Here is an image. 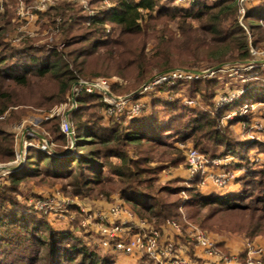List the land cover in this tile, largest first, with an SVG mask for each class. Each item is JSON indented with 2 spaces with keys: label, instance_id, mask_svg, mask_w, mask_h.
<instances>
[{
  "label": "trees",
  "instance_id": "16d2710c",
  "mask_svg": "<svg viewBox=\"0 0 264 264\" xmlns=\"http://www.w3.org/2000/svg\"><path fill=\"white\" fill-rule=\"evenodd\" d=\"M14 6L15 0H9L3 11H0V118H4V114L10 110L9 116L0 119V161L14 157L15 136L10 132L9 125L27 113L24 106L49 109L52 104L63 101L74 82L80 77L89 76L86 71L89 63L85 60L87 57H100L107 65L113 64L119 75L131 81L127 86V89H131L138 87L155 73L172 67L203 69L223 63L227 59L245 60L250 56L246 32L238 21L240 0H213L212 3L207 0H194L186 7L169 8H165L159 0H118L113 7L91 17L83 14V6L64 2L48 13L55 25L56 17L62 18L55 31L63 37L78 19L88 23V30L73 39L75 42L62 38L51 47L38 46L37 40L32 38L20 46L7 40V32L12 28ZM246 12L247 17L251 18L248 26L251 33H254L251 45L257 47L264 40V28L259 22L264 21V0L254 9L246 7ZM106 23L116 25L119 29L117 38H110L105 28ZM228 24L230 30L221 28ZM150 40L154 41V47L148 51ZM60 42H64L65 47L78 43L83 46L75 48L73 53L65 52L66 50L58 49ZM129 69L133 72L129 73ZM263 95L264 87L254 86L249 88L243 99L258 101ZM89 100L98 102L101 107H107L97 92L84 91L78 96V108L81 109ZM158 102L166 106H177L176 102ZM156 105L158 103L155 102L153 106ZM232 105V109L238 107L235 103ZM15 107L20 108L16 110ZM228 109L231 108L226 106L225 110ZM193 111L184 112L178 110V107L172 108L169 118L160 119L152 110L151 114L127 123L117 119L115 128L101 124L99 119L90 126L92 129L86 134L81 132L77 135V141L79 146L107 145L104 152L97 148L74 157H55L38 149H31L30 152L45 164L44 171L49 175L69 178L77 173L71 181L77 194H83L92 185L103 184L107 179L102 174V167L114 165L117 167L115 171L121 176L120 192L123 200L138 210L151 209L150 213L157 215L161 224L165 216L152 207L160 210L163 207L158 203L151 206L148 188L138 181L140 171H128L125 164L117 165L112 162L111 157L117 156L121 161L129 160L131 158L126 154L124 145L166 143L165 139L170 131H173L170 137L183 136L184 140L192 138L195 132L204 129L210 119L209 112ZM42 125L46 126L55 142L68 139L57 118L54 122L52 120L50 127H47L48 122H43ZM83 137H89L90 140H83ZM216 141L222 148L220 152L209 154L210 157L228 154L245 157L241 144L233 138L217 137ZM201 149L210 153L204 147ZM38 169L41 170L30 165V170ZM250 175H247L244 187L235 195L195 194L190 202L198 197L197 204L202 207L215 204L222 212H245L249 207L243 205L242 196L251 191L253 179L250 180ZM23 177L12 174V185H18ZM257 182L264 192V180L259 178ZM247 184L250 186L247 187ZM253 194L254 192L250 195ZM15 196L8 189L0 190V264H42L38 263L41 257L44 264H121L115 253L100 251L98 247L92 249L77 233L57 230L36 213L31 215L28 206ZM259 201L261 204L258 210L264 211V195L259 196ZM262 227L263 224L259 223L256 230H261ZM256 233L258 232L254 230L251 234ZM137 264L157 262L144 256Z\"/></svg>",
  "mask_w": 264,
  "mask_h": 264
},
{
  "label": "rangeland",
  "instance_id": "374dc122",
  "mask_svg": "<svg viewBox=\"0 0 264 264\" xmlns=\"http://www.w3.org/2000/svg\"><path fill=\"white\" fill-rule=\"evenodd\" d=\"M193 1L159 0L165 8L186 7ZM207 1L212 3L213 0ZM64 2L61 1L57 5ZM117 2L118 0H88L86 7L79 2H74V4L83 6V14L91 17L102 10L113 7ZM260 2L261 0H246L245 11L239 13L238 17L240 26L246 32L250 56L245 60L227 59L223 63H217L222 64L220 69H213L217 64L203 67V69L187 66L172 67L166 71L155 73L154 75L157 76L143 90L136 93L154 75L138 87L127 89L131 81L119 75L113 64L107 65V62L100 57H87L85 60H88L89 63L86 71L89 76L80 77L76 83L74 82L63 101L52 104L49 109L24 106L27 113L20 120L13 121L9 125L10 132H13L15 136V154L9 160L0 161V190L8 189L10 193L15 194L19 201L28 206L31 215L36 213L37 216L50 223L53 228L77 233L92 249L98 247L100 251L113 252L103 249L95 243L98 236L95 222L98 219L94 217L96 212L107 211L112 205L121 204L130 214V219L136 225V231L148 227L160 229L166 238L173 237L191 259L199 257L196 255L199 254V250L196 248L197 241L194 234L201 230L216 242L223 254L233 256L239 264H248L245 243L247 241L264 243V217H259L264 215V211L258 210V206L261 204L259 196L264 195V192L257 182L259 178L264 180V107L261 105L264 102V95L258 101L243 99L250 87L260 85L264 87V40L257 47L251 45L254 33H251L248 26L251 18L247 17L246 12V7L254 9ZM52 19L49 20L52 30H50L48 40L43 44L47 47L53 46L62 38L72 39L71 42H75L73 39L78 38L80 34L88 30V23L78 19L77 22H73L74 27L62 37L61 33L55 31V27L62 21V18L56 17V25L52 23ZM259 22L264 28V21L259 20ZM105 28L111 39L118 37L119 29L116 25L106 23ZM221 28L230 30V24L222 25ZM153 42V40L149 41L148 51L154 47ZM81 46L83 45L78 43L65 47L64 42L57 45L59 50L72 53L75 48ZM175 70L195 74L192 72L193 70L200 72V74L190 78L184 75L161 82L157 80V78ZM128 72L132 73L133 71L129 69ZM81 81L90 84L96 81L105 82L104 88L108 89L114 97L111 100L113 105L108 104L105 100L108 99V94L103 90H98L96 91L97 94L102 97L107 107H101L98 102L89 100L82 106L83 108H78V96L85 91L80 88L83 87L78 83ZM75 84H79L77 85L78 91L73 94L72 89ZM86 93L90 92L87 91ZM135 95L137 96L133 97ZM159 100L176 102L177 106L162 105L161 102H158ZM155 102L158 105L154 107ZM234 103L238 105L236 109H232ZM138 104L140 105L139 108L135 109ZM226 106L231 109L225 110ZM177 107L178 110H184V112L186 110L209 112L210 119L207 120L208 122L205 121L204 129L195 132L192 138L184 140L183 136L170 137L173 135V131H170L165 139L166 143L124 145L126 154L131 158L129 160L121 161L117 156L111 157L113 163L125 164L128 171H140L138 181L143 187L148 188L151 206L158 203L163 207L161 210L155 206L152 207L154 210L161 211L165 216L164 222L161 224L158 222L160 218L150 213L151 209L138 210L123 200L120 192L121 176L117 170L115 171L117 167L114 165L102 167V174L107 179L103 184L92 185L93 187L87 189L83 194H77L71 182L77 173L69 178L49 175L44 171L45 164L41 163L30 152L31 149H38L55 157L80 156L81 153L97 148L104 152L107 145L79 146L77 135H80L81 132L86 134L92 129V124L95 121L98 122L99 119H101V124L115 128L117 119H122L124 123H127V121L138 120L147 114H151L152 110V113H157L160 119L161 117L169 118L172 108ZM19 108L15 107L16 110ZM9 114L10 110L4 114V118ZM4 118L1 117L0 119ZM55 118L58 119L60 128L65 119L72 124L73 133L70 136L67 135V140L55 142L46 126L42 125L43 122H48L47 127H50ZM217 137L233 138L234 141L239 142L245 157L239 158L236 155L228 154L234 157L229 164H220L216 168L210 169L209 167L207 170L201 168L196 172H191L187 162L188 149L195 147L211 159L213 157H210L209 154L220 152L222 148V145L216 141ZM82 139L90 140L89 137ZM25 142L27 145H24ZM198 142L200 143L198 144ZM201 147L208 149L210 153L204 152ZM223 158L225 156L213 159ZM30 165L41 168V170H30ZM9 166H17V168L7 170ZM218 172L234 174L235 178L226 186L218 187L214 180L215 174ZM12 174L24 176L15 187L10 178ZM248 174H251L250 180L253 179V182H251V191L242 196L244 198L243 205L249 207L245 212L237 210L222 212L215 204L202 207L197 204L198 197L190 202L195 194L202 196L235 195L244 187L246 183L244 180ZM246 186L250 185L247 184ZM252 192L254 194L250 195ZM49 199L52 200L50 204H56L55 206L61 212H65L64 217L56 215L54 217L52 214L54 210L49 213L43 209L35 208V205L30 203L34 200L47 201ZM252 210L254 211L252 212ZM57 212L59 211L57 210ZM172 222L179 225L180 234H175L171 230L170 224ZM259 223L263 224V227L261 230H256ZM254 230L258 233L251 234ZM113 253L121 264H130L123 261L124 259L121 260L122 258L116 252ZM40 262L44 264L42 257L38 263Z\"/></svg>",
  "mask_w": 264,
  "mask_h": 264
},
{
  "label": "built area",
  "instance_id": "2783aa9c",
  "mask_svg": "<svg viewBox=\"0 0 264 264\" xmlns=\"http://www.w3.org/2000/svg\"><path fill=\"white\" fill-rule=\"evenodd\" d=\"M35 1L36 4L33 5V8H37L39 10H47L52 6L57 5L61 1L79 2L84 7L88 5V0ZM245 1L246 0H240V13H244L245 11ZM18 16L20 19H25L28 16H32V14L23 4H20L18 8ZM184 75L189 78L198 76V74L175 70L157 78V80L161 82L162 80L176 79L177 77ZM79 84L83 86L80 88L84 89L85 92L88 91L90 93H96L98 90H103L108 94V99H105L106 102H108L110 105H113L111 100H113L114 97L109 93L108 89L104 88L105 82L101 83L96 81L95 83L90 84L81 81ZM79 84H75V86H73V94L78 91L77 85ZM261 105L264 107V102H262ZM139 106V104L136 105L135 109H138ZM61 130L68 136L73 133V127L69 120H64L61 125ZM24 145H27V143L25 142ZM233 159L234 157L230 155L225 156L223 159H209L204 153L195 147H191L187 151V162L190 166L191 172H196L201 168L204 170H207L209 167L210 169H213L220 164H229ZM234 178V174L218 172L215 174L214 180L217 186L221 187L231 183ZM50 202H52L50 199L47 201H30L31 204L35 205V208L43 209L49 213H51L50 211L54 210L52 213L54 217L55 215L64 217L65 212H61V210L55 206L56 204H50ZM57 210L59 212H57ZM55 211L57 214H54L56 213ZM122 213H126L128 216L130 215L121 204H114L107 211L101 210L95 213L94 218L98 219L97 222H95V229L98 234L95 243H97L101 248L119 254L135 256L138 257V259L147 256L157 261V263L159 262L160 264H239V262L235 261L233 256L223 254L218 248L216 242L201 230H198L194 234L197 241L196 248L199 250V254L196 255H199V257L196 259H191L189 254L186 253L181 246H179V243L176 242L173 237L164 238V235L160 229L148 227L141 229L140 231H132L131 227H127L126 224L119 222V218ZM89 223H91V220H89ZM83 225L86 226L85 224ZM170 228L175 234H180V227L176 222H172L170 224ZM245 248L247 250L248 264H264V243H259L257 241H247L245 243Z\"/></svg>",
  "mask_w": 264,
  "mask_h": 264
},
{
  "label": "crops",
  "instance_id": "0c3cea01",
  "mask_svg": "<svg viewBox=\"0 0 264 264\" xmlns=\"http://www.w3.org/2000/svg\"><path fill=\"white\" fill-rule=\"evenodd\" d=\"M5 3H9V0H0V11H3ZM20 4H23L32 16L20 19L18 16V8ZM34 4H36L35 0H15L13 17L11 20L12 28L7 32V40L11 44L20 46L24 44L25 41L32 38L37 40L36 45L41 46L46 40H48L50 30H52L49 24L50 17L48 13L57 5L52 6L47 10H39L37 8H33ZM119 222L126 224L127 227H131L132 231H136V227L133 224L134 222L130 219L128 214L122 213L119 218ZM164 238L166 237L164 236ZM117 255L122 258L121 260L124 259L123 261L130 264H137L136 261L138 260V257L119 253H117Z\"/></svg>",
  "mask_w": 264,
  "mask_h": 264
},
{
  "label": "water",
  "instance_id": "95a60500",
  "mask_svg": "<svg viewBox=\"0 0 264 264\" xmlns=\"http://www.w3.org/2000/svg\"><path fill=\"white\" fill-rule=\"evenodd\" d=\"M222 66V64H217V65H215L214 66V68L213 69H220V67ZM192 72H194L195 74H200V72H198V71H193L192 70ZM157 75H154V76H152V78L151 79H149V80H147L137 91H136V93H139L141 90H143L145 87H146V85L153 79V78H155ZM76 83V82H75ZM79 83V82H78ZM131 96V95H130ZM129 97V96H128ZM17 168V166H9V168H7V170H14V169H16Z\"/></svg>",
  "mask_w": 264,
  "mask_h": 264
}]
</instances>
